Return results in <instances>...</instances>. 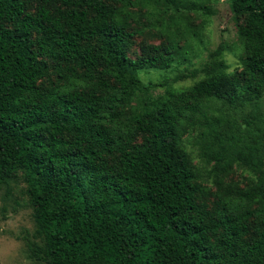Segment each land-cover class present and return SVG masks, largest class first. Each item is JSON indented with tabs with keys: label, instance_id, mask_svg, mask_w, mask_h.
Segmentation results:
<instances>
[{
	"label": "trees",
	"instance_id": "obj_1",
	"mask_svg": "<svg viewBox=\"0 0 264 264\" xmlns=\"http://www.w3.org/2000/svg\"><path fill=\"white\" fill-rule=\"evenodd\" d=\"M227 2L239 70L220 43L154 97L199 0H0V187L25 184L36 261L264 264V0Z\"/></svg>",
	"mask_w": 264,
	"mask_h": 264
},
{
	"label": "rangeland",
	"instance_id": "obj_2",
	"mask_svg": "<svg viewBox=\"0 0 264 264\" xmlns=\"http://www.w3.org/2000/svg\"><path fill=\"white\" fill-rule=\"evenodd\" d=\"M199 2L208 9V13L188 18V24L198 31L200 39L194 44L187 60L180 59L179 63H174L165 70L141 73L145 84L151 82L156 85L149 90L151 96H162L169 86L174 89L186 88L203 79L208 55L220 43L226 45L223 60L228 72L239 70L243 47L238 42V23L227 0ZM260 105L264 111V99L260 101ZM190 148L194 149L192 145L188 147ZM239 172L234 174L235 180H242ZM26 241L40 243L36 236L32 209L25 194V184L20 177H15L8 186L0 187V264H43L31 257Z\"/></svg>",
	"mask_w": 264,
	"mask_h": 264
}]
</instances>
